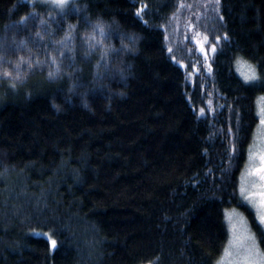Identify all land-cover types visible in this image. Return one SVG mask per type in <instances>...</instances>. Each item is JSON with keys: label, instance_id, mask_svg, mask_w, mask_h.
Listing matches in <instances>:
<instances>
[{"label": "trees", "instance_id": "1", "mask_svg": "<svg viewBox=\"0 0 264 264\" xmlns=\"http://www.w3.org/2000/svg\"><path fill=\"white\" fill-rule=\"evenodd\" d=\"M72 2L59 15L0 0L3 70L59 57L55 41L69 26L75 36L59 79L48 63L23 65L21 80L0 75V264H216L231 209L264 251L239 193L264 95V0H220L218 12L214 0ZM97 22L108 35L89 49ZM204 35L206 51L221 38L207 60ZM239 60L257 81L245 83ZM69 65L84 87L72 90Z\"/></svg>", "mask_w": 264, "mask_h": 264}, {"label": "rangeland", "instance_id": "2", "mask_svg": "<svg viewBox=\"0 0 264 264\" xmlns=\"http://www.w3.org/2000/svg\"><path fill=\"white\" fill-rule=\"evenodd\" d=\"M32 1L44 3L43 0ZM70 2L71 0H68L66 8L72 6L73 2L69 5ZM1 43L2 39L0 38V45ZM237 65V71L242 79L254 67L244 60H239ZM4 70L0 66V75H2ZM11 71L12 76H15L14 67L11 68ZM256 113L258 125L248 149V157L240 178L239 193L241 198L254 211L256 219L260 224L259 217L264 215V208H261L260 204L261 199L264 198L261 196L264 193V180L261 179V173H258L256 169L261 167L260 157L264 155V123H261L264 120V95H260L257 99ZM225 220L228 226V240L216 264H237L238 261H243L249 257L257 261L258 264H264V251L260 248L245 216L240 211L231 209L227 211ZM261 227L264 231V225H261Z\"/></svg>", "mask_w": 264, "mask_h": 264}, {"label": "snow or ice", "instance_id": "3", "mask_svg": "<svg viewBox=\"0 0 264 264\" xmlns=\"http://www.w3.org/2000/svg\"><path fill=\"white\" fill-rule=\"evenodd\" d=\"M26 2L30 3L31 0H21V3H26ZM43 2L46 4H50L54 10H59L58 11L59 15L66 14L65 9L67 7L68 0H43ZM214 3H215V9L214 10L218 12L220 0H214ZM183 6L184 5H181V7H183ZM145 7H146V5L142 6L140 9H137V11H136V15L138 17H140L141 19H143L142 11ZM36 15H37V13L34 12L31 14V17L33 19H35ZM49 15L51 16L52 14L49 13ZM220 19L223 20V17L221 16ZM27 20H28V17H21L20 24L26 26ZM39 23L43 27V31H44L45 35H47L48 29H49L48 21L45 19H41L39 21ZM145 23H147V21H145ZM12 27H16V26L13 25ZM189 27L191 28L192 26L189 25ZM73 31H74V26H69V30L66 31L65 36L61 40L55 41V44L60 45L61 49H63V50H60L59 57L56 55H49L48 59L44 62H42L39 59H37L35 61L30 60V59L25 60L23 57H21L20 60L14 65V70H15L14 80H21L22 79L21 71H22L23 65H27L28 71H35L37 68H40L42 66V63H48L49 67L54 69L53 71H49V73H48L49 79H59L61 77L62 68H63L61 58L64 57L65 51H74V49L65 48V46L70 41L75 39V36L73 35ZM97 35H99L100 37H106L108 35V33L106 31V26L100 22H97V24L92 25V34L90 36L84 37V42L88 45L89 49L96 47L97 44L100 43V41L96 40ZM35 36L38 37L40 40L44 39V36L41 35L40 31H37L35 33ZM196 36L199 37L200 33L197 32ZM165 38L167 39V37H165ZM227 38H228L227 35H225L224 39H227ZM122 39H123V37H122ZM220 39L221 38L219 36H217L216 37V43H212L211 47L207 51L205 50L204 44L209 42L208 36L204 35L203 40L196 39V43L199 47L200 52L204 54L205 60L208 59V51H211L213 53L216 52V50H217L216 44L219 43ZM24 43H25V41H23V40L20 41L21 45H23ZM134 43H135V40L133 38H129V44H122V49L132 50L129 45H134ZM113 51H114V49H113ZM168 51L172 52V49L169 48ZM85 54L87 55V53H85ZM173 59L175 60V57H173ZM69 67L72 69L71 73L69 74V78L74 81L72 90L84 87V85H82L79 82V78L76 75V73L78 72V69L73 67L72 65H69ZM210 70H211V66L209 65V71ZM2 75L4 77H10V76H12V72L5 69L2 73ZM258 79H259V76L257 75L254 67H252L250 70V73L244 77L245 83L255 82ZM11 87L15 88L16 84L12 83ZM85 106L87 107L86 103H85ZM53 107H56L59 110V106L54 104ZM200 114L201 115L204 114L203 108L200 109ZM261 123H264V120H262ZM229 132H231V129H229ZM233 151H235V147H233ZM260 159H261V167L259 169H256V171L258 173H261V179L264 180V155H261ZM261 196L264 197V193H262ZM260 204H261V208H264V198L261 199ZM259 220H260V224L264 225V215H261L259 217ZM45 235H48V234L45 233ZM49 240H50L51 247L53 249H55L57 247V241L54 239H51V237H49ZM237 264H258V262L255 260H252L251 257H249L243 261H238Z\"/></svg>", "mask_w": 264, "mask_h": 264}]
</instances>
